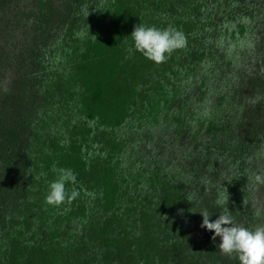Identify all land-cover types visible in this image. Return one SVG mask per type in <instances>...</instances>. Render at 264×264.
Returning a JSON list of instances; mask_svg holds the SVG:
<instances>
[{
    "label": "trees",
    "instance_id": "obj_1",
    "mask_svg": "<svg viewBox=\"0 0 264 264\" xmlns=\"http://www.w3.org/2000/svg\"><path fill=\"white\" fill-rule=\"evenodd\" d=\"M69 2L66 28L33 56L28 139L0 159V264H229L201 228L203 208L187 198L195 194L144 140L164 123L187 128L191 83L221 36L248 30L249 0ZM56 3L39 0L45 15ZM140 23L173 26L187 44L157 65L134 49ZM59 168L76 174L67 187L80 195L51 206Z\"/></svg>",
    "mask_w": 264,
    "mask_h": 264
},
{
    "label": "rangeland",
    "instance_id": "obj_2",
    "mask_svg": "<svg viewBox=\"0 0 264 264\" xmlns=\"http://www.w3.org/2000/svg\"><path fill=\"white\" fill-rule=\"evenodd\" d=\"M56 1V13L49 16L39 0H0V159L8 143L18 148L28 139L25 117L38 101L26 84L33 56L53 45L70 10L71 0ZM243 13L248 30L237 38L221 36L220 51L191 83L187 128L178 132L164 123L144 141L149 157L160 159L195 194L187 198L197 207L218 218L223 209L214 201L227 188L223 208L236 223L254 228L264 225V184L255 181V175H264V0H249ZM4 173L10 179L9 168ZM9 187L4 185L6 195Z\"/></svg>",
    "mask_w": 264,
    "mask_h": 264
},
{
    "label": "clouds",
    "instance_id": "obj_3",
    "mask_svg": "<svg viewBox=\"0 0 264 264\" xmlns=\"http://www.w3.org/2000/svg\"><path fill=\"white\" fill-rule=\"evenodd\" d=\"M84 14L88 17L90 12L85 9ZM92 37L96 39L95 36ZM130 37L134 49L157 65L165 63L175 50L182 49L187 44L185 34L173 26L160 29L140 23L134 26ZM54 171H57L58 175L49 184L45 197L46 204L51 206L71 204L80 195L75 187L71 191L67 187L70 183L76 184V174L71 169L65 168ZM255 181L264 184V175H255ZM225 189L226 193H218L214 201L223 209L215 221L211 220L206 209L199 213L203 217L201 228L214 233L211 237L212 241L215 242L220 238L217 248L223 255L238 258L239 264H264V225L248 228L236 223L229 208H223L229 202V193L227 188Z\"/></svg>",
    "mask_w": 264,
    "mask_h": 264
}]
</instances>
